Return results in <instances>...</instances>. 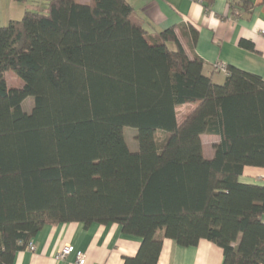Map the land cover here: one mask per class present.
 Returning <instances> with one entry per match:
<instances>
[{
  "label": "trees",
  "instance_id": "trees-1",
  "mask_svg": "<svg viewBox=\"0 0 264 264\" xmlns=\"http://www.w3.org/2000/svg\"><path fill=\"white\" fill-rule=\"evenodd\" d=\"M241 2L229 0L233 13ZM131 12L127 0H46L45 13L0 25V264L65 222L139 237L124 264H157L164 238L209 240L223 264H264V185L240 181L246 166L264 168V79L227 66L216 84L175 27L152 34ZM203 135L218 137L212 157Z\"/></svg>",
  "mask_w": 264,
  "mask_h": 264
},
{
  "label": "crops",
  "instance_id": "crops-1",
  "mask_svg": "<svg viewBox=\"0 0 264 264\" xmlns=\"http://www.w3.org/2000/svg\"><path fill=\"white\" fill-rule=\"evenodd\" d=\"M78 1L86 3L88 0ZM127 2L132 9L131 18L148 32L158 34L175 27L184 49L189 55H198L203 59V74L211 77L216 84H223L226 79L224 72L213 67L216 62L264 79V33L260 31L264 30V0H243L236 13L231 11L229 0ZM13 6L17 8V13L24 14L31 5L28 0L19 3L17 0H0V10ZM190 25L198 32L196 40L193 39ZM243 41L247 43L242 44ZM168 45L175 48L173 42ZM217 141L218 137L215 143ZM240 181L264 185V168L246 166ZM31 240L36 250L32 252L25 248L18 251L12 264H78L77 252L86 255V264H124L125 257L135 256L141 245L139 237L125 234L118 223L45 224ZM65 245H73L75 252L65 259H58L57 255ZM223 262L222 248L209 240L202 239L196 246L184 247L170 238H164L157 264Z\"/></svg>",
  "mask_w": 264,
  "mask_h": 264
},
{
  "label": "rangeland",
  "instance_id": "rangeland-1",
  "mask_svg": "<svg viewBox=\"0 0 264 264\" xmlns=\"http://www.w3.org/2000/svg\"><path fill=\"white\" fill-rule=\"evenodd\" d=\"M21 1L17 0V3ZM28 3L31 5L29 7L30 10H34L36 12L45 13L46 12V0H28ZM81 3V2H80ZM8 7V6H7ZM17 8H14V6L10 9L8 8H1L0 10V25H7L9 23V20L12 16V19H20L23 16V13H17ZM6 80L10 87H16L21 88L24 85L23 80L16 74L15 71L9 70L6 73ZM34 104V98L33 97H27L25 101L23 102V110L26 112H30L32 110ZM193 106L183 105L180 108H178V120L181 122L183 118L186 116V114L190 111V109ZM136 128L133 127H125L124 133L126 141L132 151H136L138 149V142L136 140ZM167 138L166 131L160 130L157 132V139L159 142H164V140ZM216 138V137H215ZM215 138L214 136L205 135L203 140V146H204V152L207 157H212L214 149L213 146L215 144Z\"/></svg>",
  "mask_w": 264,
  "mask_h": 264
},
{
  "label": "built area",
  "instance_id": "built-area-1",
  "mask_svg": "<svg viewBox=\"0 0 264 264\" xmlns=\"http://www.w3.org/2000/svg\"><path fill=\"white\" fill-rule=\"evenodd\" d=\"M262 33H264L263 29H260ZM216 70L222 71L225 74L227 73V65L222 63V62H216L213 66ZM29 251L34 252L36 250L35 243L30 240L26 247ZM75 252L74 246L73 245H65L61 248L59 251L57 257L58 259H65L68 255L72 254ZM76 260L78 264H86V255L82 252H77L76 253Z\"/></svg>",
  "mask_w": 264,
  "mask_h": 264
}]
</instances>
